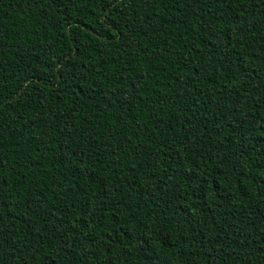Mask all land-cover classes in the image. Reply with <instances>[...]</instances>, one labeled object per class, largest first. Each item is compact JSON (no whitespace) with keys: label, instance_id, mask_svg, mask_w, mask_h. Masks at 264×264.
<instances>
[{"label":"trees","instance_id":"obj_1","mask_svg":"<svg viewBox=\"0 0 264 264\" xmlns=\"http://www.w3.org/2000/svg\"><path fill=\"white\" fill-rule=\"evenodd\" d=\"M0 264H264V0H0Z\"/></svg>","mask_w":264,"mask_h":264},{"label":"water","instance_id":"obj_2","mask_svg":"<svg viewBox=\"0 0 264 264\" xmlns=\"http://www.w3.org/2000/svg\"><path fill=\"white\" fill-rule=\"evenodd\" d=\"M78 54L77 50H75L74 56H76Z\"/></svg>","mask_w":264,"mask_h":264}]
</instances>
